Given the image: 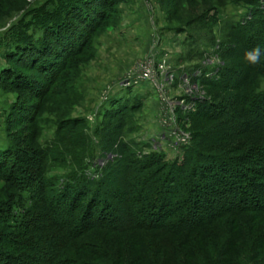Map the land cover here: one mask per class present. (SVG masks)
<instances>
[{"label":"rangeland","instance_id":"obj_1","mask_svg":"<svg viewBox=\"0 0 264 264\" xmlns=\"http://www.w3.org/2000/svg\"><path fill=\"white\" fill-rule=\"evenodd\" d=\"M250 1L107 0L106 13L89 24L85 35L74 33L70 36L75 46L83 40L86 41L84 46L65 52V55L62 53L56 59V65L42 70L37 63L28 61L18 40L36 30L32 12L45 7L55 10L63 18L68 0H0V151L10 149L13 155L6 157L9 156V164L16 158L19 162L15 168L18 169L30 164L24 165L21 161L26 157L24 150L50 149L52 155L46 164L51 176L63 177L88 166L85 173L95 185L86 194L85 203L96 195L94 204L99 208L107 199L114 201V194L120 195L124 189L121 175L116 171L126 166L134 168L144 161L158 160L154 168L177 165L176 171L169 175L171 178L164 181L166 187H172L170 190L164 187V199H172L173 203L181 201L185 194L188 198L185 174L180 171L185 145L194 138V144L202 143L198 149L204 154L220 150L216 146L210 148L215 143L205 136L217 122L200 121L197 116L192 118L190 115L196 109L198 99H211L217 103L224 96L220 89L206 85L202 74L213 75L224 63L225 53L232 52L226 43L236 40L235 33L239 28L236 31L233 27H242L241 24L253 18L258 9ZM260 3L264 8V0ZM66 14L70 12H65V17ZM69 17V23L75 22L71 14ZM257 17H262L261 12ZM60 23L61 20L58 30H62ZM18 27L21 34H17ZM42 33L43 29L38 27L35 38L42 37ZM47 41L55 43L51 36ZM51 54L54 56L52 51ZM18 57L25 61H17ZM225 59L228 67L237 68L236 59ZM142 72L148 73L149 79L126 85L132 76ZM225 73L226 81L236 79L235 74ZM24 77L26 80L22 79ZM261 87L264 88V82ZM65 122H72L74 130L86 132L89 138L83 141V136L78 133L74 147H66L67 142L56 147L58 129ZM261 130L263 132H255L256 136L246 134L226 142L229 145L237 142L238 150L227 153L228 147H225L220 153L226 158L251 154L259 140L264 142V130ZM71 137L67 136V139L71 140ZM85 145L87 148L80 150ZM67 148L69 152L59 157L57 151ZM256 159L259 165V161L263 162L260 157ZM199 163L202 166L206 161L199 160ZM235 163L241 168L260 171V166L252 162ZM172 174H176L177 183L174 185ZM252 175L257 177L256 173ZM31 178L29 176L27 182H31ZM109 187L111 190L108 191ZM8 193L0 175V203L6 199L11 206ZM23 195L32 204L30 193L23 192ZM25 202L20 199L18 204H30ZM11 223L14 222L11 220ZM238 230L234 231L233 238H245L247 243L231 247V254L234 253L231 264H256L255 251H251L253 245L245 237L247 231ZM168 235L164 233L154 237L153 241L167 246L163 249L164 254L173 261L172 264L181 261V264H216L215 261L220 260L221 247L230 237L217 233L216 239V236H210L183 247L181 238ZM3 245L0 238V246ZM195 247L198 248L196 252ZM184 248L192 249L196 254L191 257L186 254L182 258ZM156 254H152V260L155 264H162L161 254ZM29 255H36L32 248ZM21 260L34 264L27 257Z\"/></svg>","mask_w":264,"mask_h":264},{"label":"trees","instance_id":"obj_2","mask_svg":"<svg viewBox=\"0 0 264 264\" xmlns=\"http://www.w3.org/2000/svg\"><path fill=\"white\" fill-rule=\"evenodd\" d=\"M106 1L68 0L65 3L67 9L63 7L66 9L63 18L55 10L45 7L32 12L37 28L19 38V48L30 63H37L42 70L56 65L62 53L65 55V52L70 53L84 46L86 41H80L75 46L70 36L74 33L85 35L89 24L106 13ZM250 2L258 7L255 10L256 17L254 15L241 24L242 27H233L236 31L239 28L235 33L236 40L226 43L232 52L225 53L224 63L213 75L202 74L205 84L220 89L224 96L217 103L211 102V99H198L196 109L190 114L192 118L197 116L200 121L208 119L217 122L205 136L215 143L210 148L216 146L221 150L228 147L227 153H233L239 146L237 142L235 145L226 142L235 141V138L246 134L256 136L257 130H264V88L261 87L264 82V60L255 66L244 60L246 50L256 45L264 48V8L260 0ZM65 12H70L71 19L76 23H69L70 14L65 17ZM259 12L263 18L257 17ZM59 20L62 21V30L57 29ZM38 27L43 29V35L35 38ZM17 29V34H21V28ZM49 36L54 41L56 39L54 44L48 43ZM225 58L236 59L237 68L228 67ZM18 60L24 58L18 57ZM225 72L235 74L236 79L226 81ZM22 79L26 80L25 77ZM63 130H66L64 134ZM78 133L83 136V141L89 138L86 132L74 130L72 122L61 124L56 147L62 142L68 143L66 147H74L78 142ZM67 136H72L71 140ZM190 140L189 145H185L183 166L180 169L185 174L188 198L185 194L181 201L175 203H172V199H164V187L168 190L172 188L166 187L164 181L171 178L169 175L176 171L177 165L154 168L158 160L152 163L144 161L134 168L126 166L116 171L117 175H121L124 189L120 195L114 194V201L105 200L101 208L94 204L96 195L85 203L86 194L95 185L94 180L85 173L88 166L68 172L63 177L51 176L46 164L49 155H52L50 149L45 152L24 150L26 157H22L21 161L24 165L30 164L29 167L18 169L15 165L19 161L14 158L9 164V156L6 157L13 155L12 151H0V175L11 197V206L6 199L0 203V238L4 242L0 246V263L6 260L3 264H26L21 259L27 257L34 264H155L152 254L158 253L156 255L161 254L162 264H172L173 261L164 254L163 249L167 246L161 245L159 241L154 243V237L158 238L164 233L179 237L185 247L190 246V242L203 241L220 233L230 237L220 249V260L215 263L231 264L234 256L231 247L247 243L245 238H233L234 231L239 229L247 231L245 237L253 245L251 251H255L253 258L256 264H264V142L259 140L257 147L251 149V154L226 158L220 150L218 153L204 154L198 149L202 143L194 144V138ZM86 148L87 145L80 150ZM62 151H57L59 157H64L69 149ZM256 157L263 161H259L260 165ZM199 160L206 163L199 166ZM235 162H252L260 166V171L241 168ZM253 173L257 177H253ZM29 176L32 177V183L27 182ZM175 176L172 174L173 185L177 183ZM18 179L22 181L18 182ZM158 182L162 183L156 187ZM107 189L109 191L111 187ZM23 192L30 193L32 204ZM20 199L30 204H18ZM247 213L252 215L246 216ZM207 232L209 235H206ZM31 248L36 255H29ZM195 248L196 252L198 248ZM183 253L182 258L186 254L190 257L196 254L189 248H184Z\"/></svg>","mask_w":264,"mask_h":264},{"label":"clouds","instance_id":"obj_3","mask_svg":"<svg viewBox=\"0 0 264 264\" xmlns=\"http://www.w3.org/2000/svg\"><path fill=\"white\" fill-rule=\"evenodd\" d=\"M244 60L252 66L258 65L264 60V48L256 45L244 53Z\"/></svg>","mask_w":264,"mask_h":264},{"label":"built area","instance_id":"obj_4","mask_svg":"<svg viewBox=\"0 0 264 264\" xmlns=\"http://www.w3.org/2000/svg\"><path fill=\"white\" fill-rule=\"evenodd\" d=\"M146 71L150 73L149 69H146ZM147 79H149V74L146 72L144 73L142 72V73H139L137 76H132L130 80L131 82H128L126 85H129L130 83H133V84L137 82L140 83L141 81H145Z\"/></svg>","mask_w":264,"mask_h":264}]
</instances>
